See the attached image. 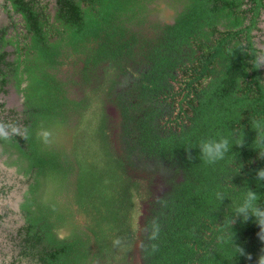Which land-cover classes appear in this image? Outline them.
Instances as JSON below:
<instances>
[{
	"label": "trees",
	"instance_id": "trees-1",
	"mask_svg": "<svg viewBox=\"0 0 264 264\" xmlns=\"http://www.w3.org/2000/svg\"><path fill=\"white\" fill-rule=\"evenodd\" d=\"M9 1L22 24L0 32V92L26 109L0 104V141L35 172L21 261L258 264L261 218L238 209L248 191L264 208V0H56L55 16Z\"/></svg>",
	"mask_w": 264,
	"mask_h": 264
},
{
	"label": "flooded vegetation",
	"instance_id": "flooded-vegetation-1",
	"mask_svg": "<svg viewBox=\"0 0 264 264\" xmlns=\"http://www.w3.org/2000/svg\"><path fill=\"white\" fill-rule=\"evenodd\" d=\"M44 3L49 4V9L53 16L56 13V0H41ZM9 0H0V9L3 10L4 15L11 21V26L3 25L0 28V32L9 28L8 37L15 35V29L12 27L13 24H17V29L21 28L22 17L15 13L12 9V5ZM263 23H264V15H263ZM263 23L260 25L263 32L260 33V37L258 38L259 48L264 50V28L262 27ZM263 46V47H262ZM7 51L11 54L10 60H14L16 55L14 54L15 49L13 47H8ZM1 90V85H0ZM6 91L0 92V96L3 100L0 101V104H4V116H1L3 120L11 111H15L18 113L17 118L21 121L25 119V97L23 94H20L15 88L14 84H8L5 87ZM18 92L22 96L23 104L22 109H10L8 104H11L12 92ZM13 115V114H12ZM11 115V116H12ZM24 127L23 124L19 126V129L22 130ZM7 134L9 130L7 127L0 126V134ZM18 180V181H17ZM35 183V172H28L27 162L24 163L22 168V159L19 153L16 150H12L10 145L4 144V142L0 141V237L7 232V224L11 222L9 219L14 221V224H20L16 233H11V237L15 241L16 249H20L19 256L13 257L12 260L9 261L5 256H10L9 251L3 249L2 246L4 244L0 243V253L3 254L2 260L0 259V264H27V261H21V253H22V236L20 234L23 227L26 226V216L25 211L23 209V205L27 203V200L31 197L30 192L32 189V185ZM2 245V246H1ZM13 247V245H12ZM14 247V248H15ZM8 248V247H7ZM2 250V251H1Z\"/></svg>",
	"mask_w": 264,
	"mask_h": 264
},
{
	"label": "rangeland",
	"instance_id": "rangeland-1",
	"mask_svg": "<svg viewBox=\"0 0 264 264\" xmlns=\"http://www.w3.org/2000/svg\"><path fill=\"white\" fill-rule=\"evenodd\" d=\"M174 12L171 10V8L168 6V1H165V4L163 5L162 7V13L160 15H158L157 19L159 20H165L167 19L168 17H171V15L173 14ZM11 21L12 20H9L6 15H4L3 13V10L0 9V28L5 25V26H8L10 25L11 26ZM262 27L264 28V23L262 25ZM263 47V46H262ZM72 96L75 97V98H78V99H82L85 97V92L81 89V87H76L74 89H72ZM11 98H12V101H11V104L9 103L8 106L10 107V109H22V104H23V99H22V96L20 94H18V92H12V95H11ZM3 100L0 96V101ZM108 114L110 117H116V113H115V110L114 108L112 107H108ZM93 150V147L90 146L88 147V152L89 155L91 154V151ZM18 181V180H17ZM144 211V204L143 206H141V209H140V215H139V218L141 219V215ZM11 222H9L7 224V232L4 233L3 236L0 237V243L1 244H4L5 243V246H2L3 249H6L7 251L5 252H8L10 253V256H5L6 258L10 260L13 259V257L15 256H19V251L20 249H16V244L14 243L15 241L13 240V238L11 237V233H16L17 232V229L19 228L18 226L20 225L19 223L18 224H14V221L9 219ZM13 245V247H12ZM8 247V248H7ZM15 247V248H14ZM2 251V250H1ZM3 254L0 253V259L2 260L3 258Z\"/></svg>",
	"mask_w": 264,
	"mask_h": 264
},
{
	"label": "clouds",
	"instance_id": "clouds-1",
	"mask_svg": "<svg viewBox=\"0 0 264 264\" xmlns=\"http://www.w3.org/2000/svg\"><path fill=\"white\" fill-rule=\"evenodd\" d=\"M255 127L257 129H262L264 128V125H261L260 123L257 122L255 124ZM258 144L262 148H264V131H262L258 137ZM201 147H202L203 154L209 160L222 159L224 156V153L229 148V140L227 138H223L219 140L218 142L215 140H210V141L203 142ZM262 154H264V152H262ZM258 176L261 179H264V169L258 172ZM243 199H244V205L243 207H240L238 211L244 212L245 210L250 209L253 215L261 218L259 220L261 232L258 235L261 240H264V234H262L264 233V208H261L257 205V200H258L257 194L252 191H248L243 196ZM245 219H247V217ZM241 253L245 254L243 249H241ZM249 258L251 257L249 256ZM258 264H264V255H261L258 258Z\"/></svg>",
	"mask_w": 264,
	"mask_h": 264
}]
</instances>
